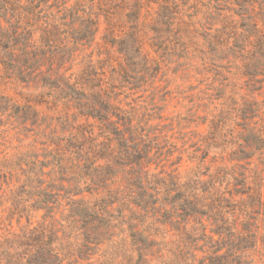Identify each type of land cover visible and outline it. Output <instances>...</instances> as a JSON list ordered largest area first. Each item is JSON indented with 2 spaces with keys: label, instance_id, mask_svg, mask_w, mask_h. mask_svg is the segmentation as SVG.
Instances as JSON below:
<instances>
[{
  "label": "rangeland",
  "instance_id": "1",
  "mask_svg": "<svg viewBox=\"0 0 264 264\" xmlns=\"http://www.w3.org/2000/svg\"><path fill=\"white\" fill-rule=\"evenodd\" d=\"M233 1L69 0L67 7L79 4L84 18L97 22L98 31L70 59L41 68L44 75L58 78L60 87L42 84L39 71L18 80L0 69V103L9 106L0 112V252L27 225V218L18 221L11 212L26 171L38 173L56 150L57 138L92 124L62 98L63 82L111 99L120 110L128 138L135 135L141 153L150 150L143 168L146 178L164 184L157 189L161 212L186 198L205 199L206 187L195 185V176L204 182L226 171L230 175L216 185L221 196L232 200L223 212L239 217L241 228L236 209L246 204L251 228L263 232L264 206L251 205L249 198L260 195L264 202V146L255 148L264 139V10ZM51 4L41 7L46 19L63 15L60 4ZM131 36L141 47L133 66L119 53V41ZM26 109L34 119L20 125L16 112ZM259 135L258 142L252 139ZM244 138L252 141L246 144ZM144 187L156 194L153 184ZM31 221L35 224L37 218ZM193 224L189 219L186 226ZM177 237L170 231L162 240L168 245ZM159 256L153 252L152 262ZM250 257L253 264H264V246L259 243ZM80 264L124 263L99 253Z\"/></svg>",
  "mask_w": 264,
  "mask_h": 264
},
{
  "label": "trees",
  "instance_id": "2",
  "mask_svg": "<svg viewBox=\"0 0 264 264\" xmlns=\"http://www.w3.org/2000/svg\"><path fill=\"white\" fill-rule=\"evenodd\" d=\"M52 1L63 7V15L52 14L46 19L41 7L53 6ZM241 1L264 10V0L233 2L242 5ZM68 2L0 0V69L9 78L23 80L30 72L39 71L42 84L60 87V80L44 75L41 68L45 63L70 59L80 44L91 42L98 31L97 22L84 18L86 13L79 4L75 3L73 7L78 9L73 10L67 7ZM35 34H41L39 40ZM135 37L119 41V53L130 66L141 49ZM61 85L62 98L73 102L77 116L91 119L92 124L57 138L56 150L39 165L38 173L26 171V181L11 200V212L18 221L27 218V225L5 243L0 264H80L99 253L124 264H253L250 252L259 243L264 246V229L261 233L251 228L246 204L236 209L242 217L241 228L237 226L239 217L223 212L232 200L221 196L220 185H216L230 174L220 171L204 182L195 176V185H205L206 198H186L161 212L157 189L164 184L146 178L143 168L150 160V150L141 153L135 135L128 138L127 120L120 110L111 99L86 94L68 82ZM8 109L0 103V112ZM238 112L244 119L243 109ZM19 113L15 119L20 125L34 119L28 117L27 109ZM252 137L256 142L261 139L260 135ZM252 139L244 141L249 144ZM262 141L255 146L257 150L264 146ZM45 168L49 170L45 172ZM147 183L154 185L156 194L147 192ZM249 203L264 206L260 195L249 198ZM35 217L34 224L31 220ZM189 219L194 224L187 227ZM170 231L178 234L177 240L165 245L162 237ZM158 238L162 241L157 242ZM163 251L166 256L161 255ZM153 252L160 254L155 262Z\"/></svg>",
  "mask_w": 264,
  "mask_h": 264
}]
</instances>
